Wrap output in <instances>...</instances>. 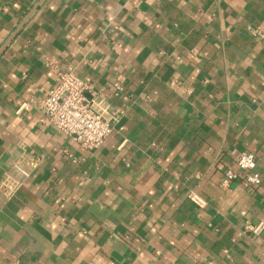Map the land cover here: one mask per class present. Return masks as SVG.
Returning <instances> with one entry per match:
<instances>
[{"label": "crops", "instance_id": "obj_1", "mask_svg": "<svg viewBox=\"0 0 264 264\" xmlns=\"http://www.w3.org/2000/svg\"><path fill=\"white\" fill-rule=\"evenodd\" d=\"M39 1L0 0V264H264V0ZM61 71L119 117L97 149L36 106Z\"/></svg>", "mask_w": 264, "mask_h": 264}, {"label": "built area", "instance_id": "obj_2", "mask_svg": "<svg viewBox=\"0 0 264 264\" xmlns=\"http://www.w3.org/2000/svg\"><path fill=\"white\" fill-rule=\"evenodd\" d=\"M248 29L257 42L264 43V30L251 26ZM58 76V82L36 104L37 108L53 127L82 149L99 148L114 130L112 122H119V117L115 115L109 120L93 105L86 96L90 89L89 83L75 72L61 71ZM123 91L124 87L119 85L115 89V95H120ZM257 162L254 153L242 152L237 158V171H224V182L239 178L241 172L249 183L260 184L261 174L256 170ZM38 165V159L23 157L13 163L9 174L22 184L32 176ZM263 230L264 222L252 227L256 234Z\"/></svg>", "mask_w": 264, "mask_h": 264}, {"label": "water", "instance_id": "obj_3", "mask_svg": "<svg viewBox=\"0 0 264 264\" xmlns=\"http://www.w3.org/2000/svg\"><path fill=\"white\" fill-rule=\"evenodd\" d=\"M44 0H40L39 1V3L37 4V6L34 8V11H36L37 10V8L39 7V5L43 2ZM33 11V12H34ZM24 24V23H23ZM23 24L19 27V29L13 34V37L10 39V40H12L17 34H18V32H19V30L21 29V27H23Z\"/></svg>", "mask_w": 264, "mask_h": 264}]
</instances>
